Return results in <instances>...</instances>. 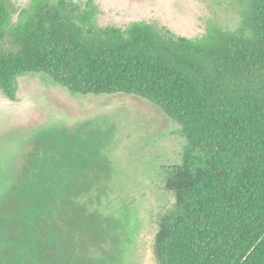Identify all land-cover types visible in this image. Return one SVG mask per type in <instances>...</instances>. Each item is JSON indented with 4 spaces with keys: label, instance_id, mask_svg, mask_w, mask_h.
<instances>
[{
    "label": "trees",
    "instance_id": "trees-1",
    "mask_svg": "<svg viewBox=\"0 0 264 264\" xmlns=\"http://www.w3.org/2000/svg\"><path fill=\"white\" fill-rule=\"evenodd\" d=\"M5 18L0 0L8 98L18 75L42 72L82 95H136L180 125V160L159 178L174 200L156 221V264H264V0H240L234 28L161 47L146 22L85 36L56 7L20 31ZM85 124L36 134L0 162V264H116L122 225L100 208L111 205L112 164Z\"/></svg>",
    "mask_w": 264,
    "mask_h": 264
},
{
    "label": "rangeland",
    "instance_id": "rangeland-1",
    "mask_svg": "<svg viewBox=\"0 0 264 264\" xmlns=\"http://www.w3.org/2000/svg\"><path fill=\"white\" fill-rule=\"evenodd\" d=\"M1 1L9 30L24 29L40 7L50 6L61 9L85 36L100 34L108 26L125 29L146 22L160 35L157 47L166 45L168 37L202 39L212 26L234 28L240 22V0ZM3 43L11 46L9 34ZM15 85L13 99L0 88V162L22 157L27 143L50 128L84 122L96 128L105 142L97 149L112 164L111 205L100 208L123 230L116 264H156V221L174 200L159 178L165 166L180 160L186 143L180 125L136 95H82L42 72L20 74ZM108 131L112 133L106 141Z\"/></svg>",
    "mask_w": 264,
    "mask_h": 264
}]
</instances>
